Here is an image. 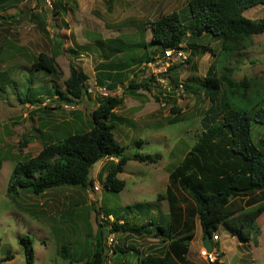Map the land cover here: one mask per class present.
<instances>
[{
    "label": "rangeland",
    "instance_id": "1",
    "mask_svg": "<svg viewBox=\"0 0 264 264\" xmlns=\"http://www.w3.org/2000/svg\"><path fill=\"white\" fill-rule=\"evenodd\" d=\"M187 2L0 0V264H30V252L32 264H85L94 250L100 224L105 231L103 264H135L146 254H164L167 241L155 236L153 228L167 224L168 206L166 200H157V195L165 191L169 170L219 115L203 94L182 92L177 85L217 75L223 64L232 70L235 80L252 77L261 81L264 33L250 37L246 49L224 62L218 40L205 35L189 37L182 45L186 58L168 64L159 57L149 62L137 61L122 72L121 83L114 90L100 86L96 75L100 65L136 60L130 54L135 49L132 44L149 41L147 22L177 11L188 25L191 18ZM244 14L252 19L263 18L264 5ZM114 39L126 44V53L104 56L108 54V41ZM194 46L199 49L195 51ZM39 55L52 64L54 72L32 69L31 64ZM70 65L87 76L89 87V97L79 102L71 100L74 105L59 103L65 100L60 97L56 102L58 97L51 95L52 85L64 92L63 82ZM150 78L153 80L149 81L148 91L140 89L136 95H123L124 103L115 112L124 121L114 123V135L124 153L158 154L161 159L157 163L127 161L123 172L117 175L125 182L119 192L107 191L103 186L105 168L117 161L105 158L92 166L93 183L87 188L58 187L41 195L20 189L14 196L8 193V179L17 162L37 155L49 142L87 129L89 113L101 98L120 96L129 81L140 84ZM26 80L31 81V89L39 98L33 104L21 103L16 97L26 88ZM174 118L177 122H173ZM262 136L264 126L252 123V138ZM128 206H139L133 211L140 213L132 215L125 210ZM149 220L152 235L140 236L113 227L114 222L142 225ZM257 224V242L240 241L219 226L212 249L222 254L221 261L264 264V212ZM196 226V240L187 260L191 264H210L204 258L200 244L204 238L199 225ZM111 236L113 240L109 241Z\"/></svg>",
    "mask_w": 264,
    "mask_h": 264
},
{
    "label": "trees",
    "instance_id": "2",
    "mask_svg": "<svg viewBox=\"0 0 264 264\" xmlns=\"http://www.w3.org/2000/svg\"><path fill=\"white\" fill-rule=\"evenodd\" d=\"M257 5H264V0H188L186 6L191 18L188 25L177 11L147 22L150 40L132 44L135 49L130 54L136 56V60L132 58L131 62L100 65L96 80L100 86L114 90L121 83L122 72L131 64L149 62L155 57L165 62V50L182 49L189 37L199 38L202 35L220 42L219 55L224 62L246 49L250 37L264 33V17L252 19L244 14ZM107 44L108 54L104 56L126 53V44L120 39L110 40ZM197 48L194 46L195 51ZM140 49L142 53L137 56ZM31 67L46 73L54 72L52 64L42 55ZM219 72L177 85L179 88L181 84L184 92L203 94L219 115L212 119L181 160L169 170L165 191L157 195V200H166L168 206L167 224L153 228L155 236L167 241L164 254H146L135 264H191L187 254L197 224L203 238L209 235L212 248V237L217 235L219 226L236 235L240 241L257 242L256 237L260 234L257 218L264 212V136L257 140L252 138V123L264 126V77L261 81L252 77L235 80L232 70L224 64ZM151 80L140 84L129 81L122 95L101 98L89 113L87 129L49 142L37 155L17 162L8 179V193L14 196L20 189L41 195L58 187L87 188L93 183L90 177L92 166L105 158L117 161H112L105 168L103 186L107 191L119 192L125 182L117 175L123 172L127 161L157 163L161 159L158 154L124 153L114 135V123L124 121L115 112L124 103L123 95H136L140 89L148 91ZM26 82V88L16 97L21 103L33 104L39 98L31 89V81ZM63 83L64 92L52 85L54 90L51 95L58 97L56 102L59 97L77 102L89 97L87 76L73 65H70L68 77ZM173 122L177 119L174 118ZM1 168L0 159V171ZM139 206H128L125 210L137 216L140 211L133 209H139ZM150 225V220L142 225H129L125 221L113 223L114 230L140 236L152 235L148 228ZM99 226L94 250L85 264H103L105 231L103 224ZM131 250L138 252L133 247ZM221 255L217 251L216 259L210 264H225ZM29 257L32 264L31 252Z\"/></svg>",
    "mask_w": 264,
    "mask_h": 264
},
{
    "label": "built area",
    "instance_id": "3",
    "mask_svg": "<svg viewBox=\"0 0 264 264\" xmlns=\"http://www.w3.org/2000/svg\"><path fill=\"white\" fill-rule=\"evenodd\" d=\"M164 57L166 59L165 63L168 64L169 60H175V59H180V58H186V56L183 54L182 52V49L178 48V49H167L164 51ZM168 59V61H167ZM179 88L180 90L183 92V89H182V85L180 84L179 85ZM106 90V89H105ZM95 188L97 189L98 186L96 185ZM218 239V236L217 235H214L212 237V240L213 241H216ZM113 240V236H111L109 238V241H112ZM203 251V254L205 255V259L210 263V262H213L214 260L213 259H216L217 257V251L215 250H210V251H207V249H202ZM201 251V253H202ZM215 253H214V252Z\"/></svg>",
    "mask_w": 264,
    "mask_h": 264
},
{
    "label": "water",
    "instance_id": "4",
    "mask_svg": "<svg viewBox=\"0 0 264 264\" xmlns=\"http://www.w3.org/2000/svg\"><path fill=\"white\" fill-rule=\"evenodd\" d=\"M59 103H63L66 105H74L75 103L73 101H67V100H59ZM202 245L203 247H205V249H207V251H210L212 248V244L210 243V238L209 235H205L203 241H202Z\"/></svg>",
    "mask_w": 264,
    "mask_h": 264
},
{
    "label": "crops",
    "instance_id": "5",
    "mask_svg": "<svg viewBox=\"0 0 264 264\" xmlns=\"http://www.w3.org/2000/svg\"><path fill=\"white\" fill-rule=\"evenodd\" d=\"M150 40V39H149ZM197 227V226H196ZM200 231H201V229H200ZM194 240H196V237H195V234H194V239L191 241V243H190V246H191V244L193 243V241ZM196 243H197V241H196ZM200 244L202 245V240H201V242H200ZM190 246H189V249H190ZM205 248V247H204ZM115 249H117V247H115Z\"/></svg>",
    "mask_w": 264,
    "mask_h": 264
}]
</instances>
